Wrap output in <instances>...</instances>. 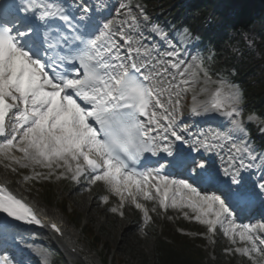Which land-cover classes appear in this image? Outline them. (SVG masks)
Returning a JSON list of instances; mask_svg holds the SVG:
<instances>
[{"label":"trees","instance_id":"trees-1","mask_svg":"<svg viewBox=\"0 0 264 264\" xmlns=\"http://www.w3.org/2000/svg\"><path fill=\"white\" fill-rule=\"evenodd\" d=\"M141 1L197 35L210 75L239 83L248 109L264 122V0H195L188 8L178 0ZM154 250L153 264H199L165 242Z\"/></svg>","mask_w":264,"mask_h":264},{"label":"rangeland","instance_id":"rangeland-1","mask_svg":"<svg viewBox=\"0 0 264 264\" xmlns=\"http://www.w3.org/2000/svg\"><path fill=\"white\" fill-rule=\"evenodd\" d=\"M181 1L184 3V5H188L191 0H180L179 2ZM131 13L133 15L134 22L138 26V29H146V31H150L146 35L150 39L156 37H169L170 47H172V49L176 48L178 51H182L183 48H185L187 45H190L187 41L188 38L186 36L184 37L180 34H173V32L170 31L168 23H164L159 26H155L153 22L148 23V21L143 15V9L134 8ZM166 42L167 41L161 44V46L165 45ZM178 42L179 44H177ZM189 81H191L192 83L185 87L192 94L190 96L191 104L202 103L204 101L203 95L206 94V90H209L212 85H215L214 83L208 80H199L198 76ZM219 85L223 86L224 84ZM179 94L181 93L179 92ZM240 102V96H237V94L229 93V104H238ZM261 161L263 162L262 164H264V160ZM5 165H8L11 168L10 163L6 162ZM2 173V175H5L7 172L5 171ZM75 180L77 181V179ZM21 183H23V181ZM67 183H71V181ZM21 185L22 187L25 186L26 188H28L29 186L25 183ZM99 188L100 186H96L91 191H88L86 188H79L77 186L73 191L66 194L63 192L61 194L60 191L62 189L61 187H58L56 189L54 188V193L56 197H59L60 195L61 198L66 199V201L69 202L68 205L71 211L77 210L80 214H82L83 217L86 218L89 224L94 228L95 232H99V230L104 231L102 236L103 246L94 245L91 239H89V237L83 232L82 229L78 228L77 225L75 228L74 223H72L73 221L71 219V216L62 214L60 204H58L59 202H57L56 204L55 200L52 206L47 207V205H44V203L41 201V195L37 193L38 191H36L33 187L29 188L28 190H31L33 200H40L42 206H44V208L47 209L48 212H55L57 215H59L66 223L68 231H71V234L74 236L75 239L80 240V242L78 243V248H85V251L88 252V255H81V259L84 260L87 264H153L154 247L152 238L154 224L155 222L161 224L163 227L162 235L167 236L166 234L170 233V228H176L180 222H183V220H179V218L181 217V215H178L179 210L173 212V218L167 217L165 214H159V211H155L153 214L154 221L149 223L145 227L140 228L137 219H135L136 214L134 213V211H132V206L127 207V209L125 210L126 215L124 218H119L117 216L110 215L100 202V199L97 194ZM143 219L145 220V216H143ZM190 219L191 218L186 217V220H184V222ZM195 227L198 228L197 226ZM75 235H77V237H75ZM75 242H77V240ZM220 244L225 243L221 241L218 245ZM102 247H108L110 249V256L105 254L106 250L104 248L102 249ZM195 247L198 246L195 245ZM208 252L209 255L206 254L207 252H201L205 253L208 256L207 264H218L217 262L214 263V259L219 258V256L216 254L217 246L213 248V250L212 248H210ZM222 263L254 264L251 263L249 260H241L237 257L231 259L230 257L225 256ZM257 264H264V259L262 258V260L257 262Z\"/></svg>","mask_w":264,"mask_h":264},{"label":"bare ground","instance_id":"bare-ground-1","mask_svg":"<svg viewBox=\"0 0 264 264\" xmlns=\"http://www.w3.org/2000/svg\"><path fill=\"white\" fill-rule=\"evenodd\" d=\"M103 0H97V1H94L92 2V6H96L98 5V3H102ZM105 3H108V0H105ZM125 14H129L128 10L122 12L120 15H121V18L125 15ZM145 51V46L143 44H141L140 46V49H139V53H143ZM145 61H149V59H146ZM144 64H147V62H144ZM180 98V96L178 95V97L176 98V100H173L174 102L178 101V99ZM179 102V101H178ZM178 102H176L175 104H177ZM180 103V102H179ZM223 105H225L224 103H222ZM178 107L177 106H173V105H170L169 107V117L172 118V115L176 113V111H178ZM169 120V119H168ZM227 144V143H226ZM229 148L231 149V147H227L226 146V149L225 151H229ZM7 180V179H6ZM8 182V180H7ZM10 184V188L14 189V190H17L18 188H20V184H19V181H13V182H10L8 183ZM29 193V191H27ZM27 193V194H28ZM29 195V194H28ZM35 203V202H34ZM38 205H40L39 203H37ZM47 214L49 216H52V218H55L57 220V222H60L64 228V231H65V234L62 238H56L57 242L60 243V245L63 246V248L65 249H68V248H72V247H75V242L76 239L74 238V236L71 234V231H68V227L66 225V223L63 221V219L57 215L55 212H48L47 211ZM42 229V228H41ZM45 230V228L43 229ZM46 231V230H45ZM75 237H77V235H75ZM84 251H85V248H83Z\"/></svg>","mask_w":264,"mask_h":264}]
</instances>
